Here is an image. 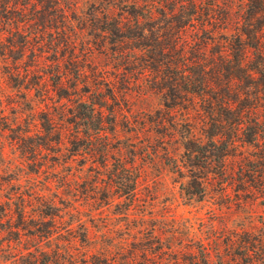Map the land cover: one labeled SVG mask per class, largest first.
I'll return each mask as SVG.
<instances>
[{
    "label": "trees",
    "instance_id": "obj_1",
    "mask_svg": "<svg viewBox=\"0 0 264 264\" xmlns=\"http://www.w3.org/2000/svg\"><path fill=\"white\" fill-rule=\"evenodd\" d=\"M235 4L241 11L227 21ZM221 10H227L225 16ZM23 59L33 65L24 68ZM0 60L5 63L0 75L23 99L9 102V117L0 80V136L11 133L12 146L22 154L27 150L23 162L53 145L59 153L64 146V163L78 155L94 159L93 141L102 139L98 154L107 166L111 146L106 134L115 133L116 110L108 101L116 104L119 90L126 95L131 85L144 80L164 110L162 121L168 113L181 117L174 130L181 152L170 165L179 177L184 204L203 202L210 190L224 196L228 188L264 200V0H0ZM39 64H44L43 74L29 76V66ZM46 84L57 102H68L66 112L60 111L62 122L57 123L50 112L39 111L38 129L32 133L33 118L23 116L21 109L32 110L37 96L43 100ZM32 134L38 140L21 148ZM116 148L121 152L122 147ZM119 162L99 206H123L129 219L137 201L139 170L132 159ZM85 164H80V175ZM42 165L33 172L39 173ZM70 167L65 165L63 181L74 175ZM14 178L10 180L17 182L19 177ZM10 186L0 183V264H64L58 263V249L16 252L10 244L20 242L25 232L44 237L39 224L59 216L65 209L57 204L68 202L67 197L62 193L57 200L39 202L40 221L31 231L23 200L13 199L19 193H10ZM77 222L74 239L90 248L94 240L89 227ZM155 228L149 230L150 240L133 237L123 257L101 247L96 253L86 249L65 264H264V240L249 230L242 236L235 231L223 256L209 241L180 248L173 235L163 237Z\"/></svg>",
    "mask_w": 264,
    "mask_h": 264
},
{
    "label": "rangeland",
    "instance_id": "obj_2",
    "mask_svg": "<svg viewBox=\"0 0 264 264\" xmlns=\"http://www.w3.org/2000/svg\"><path fill=\"white\" fill-rule=\"evenodd\" d=\"M240 11L241 6L235 4L227 21H233ZM226 13L227 10H221L220 15L225 16ZM21 64L25 68V65H33V62L30 59L26 61L23 59ZM4 65L5 63L0 60L1 73L5 71ZM29 69V76L33 72L40 77L44 71V64H39L37 67L29 66ZM111 70L107 67L108 75H111ZM0 76L2 77L0 79L2 94H0L5 101V111L11 117L9 111L12 104L9 102L21 103L23 100L20 98L21 91L12 88V84L7 83L6 78ZM45 89L47 91L44 92L43 100L37 96L32 101V110L25 113L26 110L21 109L23 116L29 115L30 121L33 118L32 124L36 126H33L32 133H36L38 129L39 122L36 117L39 111L50 112L57 123L62 122L60 111L63 115L66 112L63 109L68 102L63 99L57 102V95L50 85L46 84ZM126 92V95L120 90L116 93V104L112 100L108 101L116 110L115 133L107 132L106 134L111 146L110 157L105 161L107 166L101 164V161L105 159L98 154L102 148V139L93 141V147L97 153L94 159L78 155L64 163L62 156L65 152L64 146H61L62 150L59 153L56 150L58 145H53V149L42 151L34 160L23 162L22 156L25 158L24 156L29 155L27 150H24L22 154V149L12 146L8 137L11 133L0 136V153L2 154V156L0 154V183L2 187L13 185L10 186L9 192L19 193L13 199H17L18 202L23 200L28 229L33 231L34 227L31 225L40 221L36 213L39 202L57 200L62 193L63 197L68 199L65 204H57L59 209L60 207L65 209L59 212V216L55 218L48 216L44 218V223L39 224L44 237H29V232H25L20 242H11V251L43 248L51 253L58 249L59 254L62 255L58 257V263L64 264L68 260L78 259L81 252L86 249L96 253L98 249L104 248L123 257L129 252L130 242L134 241L133 237L136 238L135 241L151 239L149 230L154 225L155 229L163 233V237L173 235L176 239L175 245L179 243L180 248L195 247L202 240L205 243L209 241V245L215 247L214 249H221V253L223 251V256L228 252L225 243L235 235V231L242 236L243 230H249L264 240V200L261 197L255 198L245 193L236 195L233 188H228L224 196L218 195L216 190H210L203 202L195 206L184 204L179 194V177L172 172L170 165L171 161L179 158L181 152L180 144L174 134L176 124L181 117L177 112L170 113L171 116L168 113L163 122L161 114L164 110L160 107L156 93L146 87L144 80L142 83L131 85ZM33 93L34 90H31V94ZM61 125L64 129L65 124ZM37 140L38 137L32 134L31 139L21 144V148H27ZM116 147H122L121 152H118ZM53 157H56L55 160ZM48 158L52 160L49 162ZM117 158L121 161L132 159V163L139 170L137 201L134 203L129 219L124 217L121 210L123 206L119 208L99 206V199L103 197L102 190L110 183L109 174L120 165V159ZM40 163H43L42 168L39 173H34L32 169H38ZM81 163H86L82 169V175L79 170ZM65 165H70V173H74L73 176L68 175V182L61 179V176L67 175ZM14 177H19L17 182L10 180V178L15 179ZM96 177L99 182L97 186L94 185ZM17 195L20 197L16 198ZM14 207L12 204L13 210L16 209ZM77 221L89 227L90 235L94 240L90 248L82 245L78 239H74V236L78 234ZM140 222L142 223L140 229L134 228ZM239 236L236 235V238ZM3 244L5 245L6 242ZM85 259L88 260L86 257ZM214 261H219L218 257H214ZM226 262L235 264L238 261Z\"/></svg>",
    "mask_w": 264,
    "mask_h": 264
}]
</instances>
